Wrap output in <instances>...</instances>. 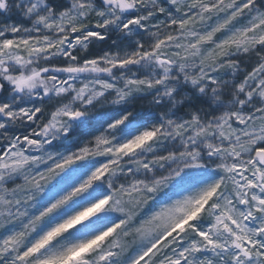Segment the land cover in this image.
<instances>
[{
    "label": "snow or ice",
    "instance_id": "6c2138e0",
    "mask_svg": "<svg viewBox=\"0 0 264 264\" xmlns=\"http://www.w3.org/2000/svg\"><path fill=\"white\" fill-rule=\"evenodd\" d=\"M0 264H264V0H0Z\"/></svg>",
    "mask_w": 264,
    "mask_h": 264
},
{
    "label": "rangeland",
    "instance_id": "374dc122",
    "mask_svg": "<svg viewBox=\"0 0 264 264\" xmlns=\"http://www.w3.org/2000/svg\"><path fill=\"white\" fill-rule=\"evenodd\" d=\"M99 47H100V46H97V49H94L93 51H94V52L97 51ZM103 47H107V45H104ZM144 108H145V110H147V105H146V104L144 105Z\"/></svg>",
    "mask_w": 264,
    "mask_h": 264
}]
</instances>
